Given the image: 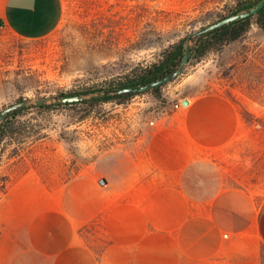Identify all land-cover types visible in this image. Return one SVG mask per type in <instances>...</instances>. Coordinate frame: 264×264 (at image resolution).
<instances>
[{
    "label": "crops",
    "instance_id": "obj_1",
    "mask_svg": "<svg viewBox=\"0 0 264 264\" xmlns=\"http://www.w3.org/2000/svg\"><path fill=\"white\" fill-rule=\"evenodd\" d=\"M61 16V0H0V26L20 38L49 35ZM234 95L180 97L123 166L111 156L105 179L95 171L51 185L23 174L0 197L12 264H258L264 189L237 169L240 185L224 174L257 168L264 148Z\"/></svg>",
    "mask_w": 264,
    "mask_h": 264
},
{
    "label": "rangeland",
    "instance_id": "obj_2",
    "mask_svg": "<svg viewBox=\"0 0 264 264\" xmlns=\"http://www.w3.org/2000/svg\"><path fill=\"white\" fill-rule=\"evenodd\" d=\"M239 1L61 0L60 23L43 38H20L0 27V112L23 99L110 88L158 62L190 33L232 14ZM206 91L234 98L236 92L251 109L243 110L244 117L264 148V21L252 17L240 38L213 47L200 61L189 60L182 74L156 94L28 111L20 122L45 138L19 143L21 156L14 159L18 144L2 142L0 197L29 171L51 185L95 171L105 179L111 156L116 154L115 164L123 166L125 151L134 154L144 147L152 121L180 97ZM102 162L103 168H95ZM255 166L227 168L225 183L240 185L247 176L245 185L264 189V156ZM236 169L242 171L236 175L240 181L229 175ZM10 238L0 237V264H12ZM258 264H264V250Z\"/></svg>",
    "mask_w": 264,
    "mask_h": 264
},
{
    "label": "trees",
    "instance_id": "obj_3",
    "mask_svg": "<svg viewBox=\"0 0 264 264\" xmlns=\"http://www.w3.org/2000/svg\"><path fill=\"white\" fill-rule=\"evenodd\" d=\"M260 1L261 0L239 1L238 7L235 9V11L232 14H237L249 10L255 7ZM251 18L252 17L250 16L238 21L230 22L228 24L223 25L222 27L216 28L210 32L204 33L201 36L195 38L190 61L193 59H195L196 61H200L213 47L221 46L224 43H229L231 41L240 38L249 27ZM257 21H261V22L264 21V8L259 11L257 15ZM184 52H185V40H181L179 43L169 47V49H166L162 54V58L158 62L134 70L130 75L125 76L124 80L118 82L115 85H112V87L143 85L159 80L176 70V68L179 66L182 60ZM161 88L162 86L154 88L147 92L156 94L157 92L160 91ZM93 91H97V90L88 89L87 91L72 92L68 94H62L61 96H70V95L88 93ZM143 93L129 92L126 94L108 96V97H103L101 99H92L89 101L73 102L68 104H55V105L45 104L39 106L18 108L15 111H12L8 115L1 128L0 146L4 140H9L10 142H16L18 145L16 148L13 149L11 155L16 154L17 156H19L20 153L18 152L21 149L19 145L24 143L26 139H28L30 144L33 145L36 142L40 141L41 139L45 138V135H40L38 131L33 132L32 130H30L31 129L30 126L26 125L24 122H20L19 120L24 114H26L28 111L32 109L47 110L63 105L107 102L116 99L126 100L135 95L143 94Z\"/></svg>",
    "mask_w": 264,
    "mask_h": 264
},
{
    "label": "water",
    "instance_id": "obj_4",
    "mask_svg": "<svg viewBox=\"0 0 264 264\" xmlns=\"http://www.w3.org/2000/svg\"><path fill=\"white\" fill-rule=\"evenodd\" d=\"M263 8H264V0H261L255 7L249 10L226 16L214 23H211L205 27H202L190 33L185 40V52H184V55L182 57V60L179 66L176 68L175 71H173L169 75L159 80H156L149 84L129 85V86H122V87L121 86L110 87V88L100 89V90L93 91V92L81 93V94L70 95V96H54V97H42V98L19 100L16 103L7 106L0 112V131L8 115L12 111H15L16 109L21 108V107H32V106H39V105H45V104H52V105L68 104V103H73V102L89 101L92 99H101L103 97L126 94L129 92L143 93V92L150 91L154 88L163 86L173 81L180 74H182L184 68L189 63L195 38L201 36L204 33L210 32L216 28L222 27L223 25L228 24L230 22L238 21L246 17H250V16L257 17L259 11ZM185 103H187V101H185L184 104Z\"/></svg>",
    "mask_w": 264,
    "mask_h": 264
},
{
    "label": "built area",
    "instance_id": "obj_5",
    "mask_svg": "<svg viewBox=\"0 0 264 264\" xmlns=\"http://www.w3.org/2000/svg\"><path fill=\"white\" fill-rule=\"evenodd\" d=\"M1 27V26H0Z\"/></svg>",
    "mask_w": 264,
    "mask_h": 264
}]
</instances>
